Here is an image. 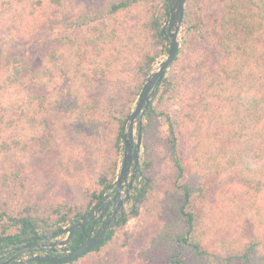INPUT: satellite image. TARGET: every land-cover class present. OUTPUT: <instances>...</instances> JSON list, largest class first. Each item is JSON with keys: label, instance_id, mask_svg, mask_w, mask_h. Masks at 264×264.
<instances>
[{"label": "trees", "instance_id": "1", "mask_svg": "<svg viewBox=\"0 0 264 264\" xmlns=\"http://www.w3.org/2000/svg\"><path fill=\"white\" fill-rule=\"evenodd\" d=\"M171 4L0 0V29L14 40L54 16L66 19L67 30L0 69V156L18 158L0 177V246L77 223L113 185L132 105L169 51L164 24ZM173 95L183 102L175 117L164 111ZM162 116L168 135L156 131ZM145 119L128 209L102 244L63 264L115 239L128 245L126 224L154 200L158 224L140 250L141 264H264V0H188L181 49ZM49 156L83 164L84 178L92 174L81 203L60 197L45 203L35 162ZM163 161L168 175L158 199L153 172ZM91 226L77 229L65 249L80 246Z\"/></svg>", "mask_w": 264, "mask_h": 264}, {"label": "rangeland", "instance_id": "2", "mask_svg": "<svg viewBox=\"0 0 264 264\" xmlns=\"http://www.w3.org/2000/svg\"><path fill=\"white\" fill-rule=\"evenodd\" d=\"M84 1H89V0H84ZM218 8H219L218 4L215 6L213 5L212 12L215 13L214 15H216ZM55 18H56L55 16L48 18L43 22L42 25L31 27L26 33H22L21 35H19L18 40H14L11 37H8L6 35V31L0 29V69L2 65L4 63H7L10 58H13V56L15 55L27 56L29 54H37L38 50L42 49V47L46 44L47 39H52L66 33L67 32L65 28L66 19L61 18L58 20L57 18L56 19ZM121 33L122 34L126 33L124 28L121 29ZM181 37H182V32H181ZM123 38L124 36L123 37L121 36L119 40L121 41ZM164 57L166 56H163V58ZM159 61L155 64V66L159 63ZM100 90H102L101 87L95 89L93 93H91V96L97 98V96L100 94ZM136 100L132 105V109L134 107ZM191 101H193V99ZM184 104L186 103L184 102ZM188 104L192 105L194 103H188ZM182 108H183V102L181 100V97H179L178 95L177 96L173 95L170 96V98L167 100L164 107V111L165 113L171 115L172 117H175L176 115L182 112L181 111ZM158 121L159 123H158V127L156 128V131L168 135L167 134L168 125L164 116L159 117ZM143 122L145 126L147 122L145 116ZM126 125H127V121L125 124V128ZM137 129L138 128L136 124L134 131L135 139L137 136ZM81 136H83V134ZM92 138L93 137H91V139ZM88 140L90 141V138H88ZM89 141L87 142L89 143ZM123 157H124V152H123ZM123 157L117 171L116 179L119 174V169L122 164ZM17 159L18 158H16L15 154H7L5 156H0V177L4 173L9 172L13 167H15ZM35 166L39 167L43 172V178L45 180L44 185L46 189V193H45L46 198H44L45 203L50 201V199H57L59 197L60 199H65L73 203H81L83 201L82 194H83L84 184L87 185V183L91 179L90 175H92L90 173L88 176H86V178L83 177V173L85 172V170H87V167L85 169L83 167V164H78L75 162H72L71 165L63 164L62 162L57 161L55 160V158L49 156L47 158L36 160ZM93 166L94 165H90L89 168ZM156 167L157 170L154 171L153 173L158 179V182H156V186H155L156 188L154 194H156L159 199V192L161 191L162 188L161 186L162 180L168 175V165L163 161V162H159V164ZM91 171L94 170L91 168ZM233 180L235 179L223 178V182L231 181L233 184H235L234 187L237 190L240 191L247 190V187L243 185V183L240 184L239 182ZM263 194H264V189H263ZM156 201L157 200H154V202L151 203L148 202L146 204H143L141 206L140 219L132 217L126 224L125 231H128L127 234L132 236L128 245L126 244L127 246L124 245V242L121 243L119 240L115 239L110 244L105 246L101 251L90 253L86 257H83L82 259L71 264H141L139 259L140 250L142 249V247L145 246L150 236H152V234L156 232V227L158 224L155 214L152 215L151 213L153 210L160 209V207L158 208L157 206L158 202ZM127 209H128V202L126 205V210ZM213 217H215L214 221H217L216 223H214L216 226H220L223 229H227L225 227L227 226V224H224L223 222L217 219L220 218L219 216L214 215ZM66 236L67 234L63 233L57 238L61 239V238H65Z\"/></svg>", "mask_w": 264, "mask_h": 264}, {"label": "water", "instance_id": "3", "mask_svg": "<svg viewBox=\"0 0 264 264\" xmlns=\"http://www.w3.org/2000/svg\"><path fill=\"white\" fill-rule=\"evenodd\" d=\"M187 1L188 0H172L170 12L164 24V32L169 48L168 54L161 61H159V63L148 75L142 87V90L134 104V107L127 119V125L124 131L123 161L120 166L116 181L107 189L108 192L113 187H115V197H120L121 194L124 195L123 199L119 202L118 205V208L121 210V215L114 220V223L111 225L107 233L106 230H104L102 234L88 236L80 246L75 249L68 250L62 254H33L29 258H27L23 264H29L31 262L63 264L76 260L86 254L95 246L102 244L108 238L109 232L113 229L115 223L125 213L126 205L130 199L131 189L140 164L139 153L143 139L144 116L153 100L155 93L160 87L170 67V64L175 60L177 54L181 49V32L183 29L184 12ZM136 124L138 129L135 139L134 131ZM107 192L104 194V198L106 197ZM96 209L77 223H74L69 227H65L64 229L47 236L53 239L50 242V246L66 247L70 242L74 232L79 228L84 229L85 226L94 219ZM63 233H66L67 236L65 238L58 239L57 237H59Z\"/></svg>", "mask_w": 264, "mask_h": 264}, {"label": "flooded vegetation", "instance_id": "4", "mask_svg": "<svg viewBox=\"0 0 264 264\" xmlns=\"http://www.w3.org/2000/svg\"><path fill=\"white\" fill-rule=\"evenodd\" d=\"M115 195L116 191L115 187H113L107 192L105 198L104 196L102 197V203L100 201L99 204L92 209V211H94L97 208L95 217L90 222L92 226L86 238L88 236L102 234L104 230H106L107 233L114 223V220L121 215V210L118 208V205L124 195L121 194L120 197H115ZM52 240V238L47 236L33 235L10 245L0 246V264H23L25 260L33 254H62L68 251L65 247L61 246L51 247L50 242Z\"/></svg>", "mask_w": 264, "mask_h": 264}]
</instances>
